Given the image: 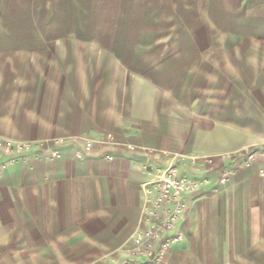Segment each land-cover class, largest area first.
<instances>
[{
  "label": "crops",
  "instance_id": "0c3cea01",
  "mask_svg": "<svg viewBox=\"0 0 264 264\" xmlns=\"http://www.w3.org/2000/svg\"><path fill=\"white\" fill-rule=\"evenodd\" d=\"M255 8L0 0V137L34 144L0 175V264H146V171L170 163L209 182L162 264H264V49L238 46L264 39Z\"/></svg>",
  "mask_w": 264,
  "mask_h": 264
},
{
  "label": "built area",
  "instance_id": "2783aa9c",
  "mask_svg": "<svg viewBox=\"0 0 264 264\" xmlns=\"http://www.w3.org/2000/svg\"><path fill=\"white\" fill-rule=\"evenodd\" d=\"M34 149L31 142L14 141L0 137V175L10 166L20 160H26V153ZM128 151L136 158L141 157L136 145H128ZM93 143L88 141L85 146L76 151V159L82 160L90 156ZM249 163L256 159V151L246 150ZM49 159H61L59 150L43 153ZM113 160L112 154L106 155ZM150 178L144 185L143 221L146 227L133 237L131 255L146 257V264H162L170 249L184 240L183 233L177 231L179 220L188 210L187 196L204 188L209 182L206 178H191L182 175L177 164L165 166H149ZM264 174V171H261ZM230 172L226 171L221 182L229 179Z\"/></svg>",
  "mask_w": 264,
  "mask_h": 264
},
{
  "label": "rangeland",
  "instance_id": "374dc122",
  "mask_svg": "<svg viewBox=\"0 0 264 264\" xmlns=\"http://www.w3.org/2000/svg\"><path fill=\"white\" fill-rule=\"evenodd\" d=\"M229 11H230V14L232 13H239V11L241 10V8H238V7H235V8H228ZM255 15H257L258 17H262L264 18V11L262 9H257L255 8ZM256 27L254 29H257V28H260L262 25V23H259V24H256ZM166 26V25H165ZM169 26V25H168ZM223 27V26H222ZM224 28V27H223ZM223 28H220L219 25H216L214 24L213 25V31L215 34H217L216 38L220 37L221 36V33L225 30ZM163 40H160V41H157L158 43H161ZM202 42V46H205L206 43H204V41H201ZM221 41H218L216 40L215 43H219ZM238 46L242 47V48H246V49H250V50H253L254 48H257V49H264V39L261 38V39H248V40H243L240 45L238 44ZM237 46V47H238Z\"/></svg>",
  "mask_w": 264,
  "mask_h": 264
}]
</instances>
